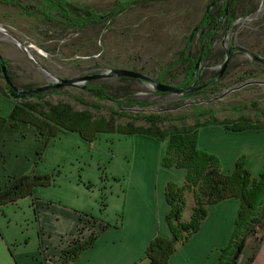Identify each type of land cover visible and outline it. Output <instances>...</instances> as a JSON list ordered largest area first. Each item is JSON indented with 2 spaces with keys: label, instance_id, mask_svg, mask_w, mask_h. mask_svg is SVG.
Masks as SVG:
<instances>
[{
  "label": "rangeland",
  "instance_id": "rangeland-1",
  "mask_svg": "<svg viewBox=\"0 0 264 264\" xmlns=\"http://www.w3.org/2000/svg\"><path fill=\"white\" fill-rule=\"evenodd\" d=\"M19 1L39 6L38 0ZM213 2L216 5H210ZM73 3L77 7L105 12L115 1L74 0ZM207 6L211 7V15L218 18L220 10L224 8V0H144L129 5L111 19L77 28L49 21L39 13L26 15L18 5L0 3V51L9 57L5 56V59L12 61V64L16 62L18 53L29 66L43 71L49 82L53 78L110 75L114 69H128L155 80L159 76L162 79L159 82L175 86L182 80L183 70L188 64L185 61L178 63L188 36H192V40L186 56L195 61L198 55L200 30L195 35L192 32ZM225 8H228L225 11L228 13L227 19L232 22L226 26V19L222 21V28L212 41L209 56L197 60L195 64L199 73L197 83L210 78L216 80L202 90H191L188 94L160 92L146 80L107 76L59 87L47 99L51 102H69L77 110L87 109L93 117L121 113L115 115L117 124L132 121L135 125L147 126L142 117L149 114L162 118L159 124L162 128L190 126L195 119L201 122L208 120L209 114L217 120L237 119L242 115L252 122H264V0H231L230 3L227 1ZM10 48L13 52H9ZM228 50L231 51L229 57ZM2 76L0 74V83L5 82ZM85 85L108 86L109 94L130 105L99 99L85 91ZM26 133L20 144L24 150L21 159L15 158L12 152L7 155L6 164H0V171L4 167L10 175L51 172L55 173V182L48 187H36L34 194L39 199H34V203L26 197L0 207V264H24V255H28L30 260L39 259L36 253L30 254L36 251L37 243L42 240L41 234L37 233L39 221L48 230V242L55 237L57 225L64 221L60 219L54 225L49 212L45 214L46 207H49L45 202L66 208L75 205L94 212L97 207L106 206L105 199L108 197L109 201L106 202L113 210L119 208V200L109 192H113V186L122 191L126 188L125 175L114 174L119 168L116 159L111 158L112 152L115 154L121 145L126 149L125 143L118 141L121 134L99 132L92 140H96L98 148L89 147L88 142L77 143L68 136L45 148L43 145L39 147L31 131ZM89 153L102 162L108 161L102 163L103 178L98 186L95 185L99 193L93 189L85 192L80 185L76 187L68 182L74 175L75 164L72 160L80 154L83 158L87 157L82 175L96 183V170L94 163L88 160ZM57 170H60V176H57ZM10 177L4 179V183ZM31 204L33 206L30 207ZM34 207L36 212L41 213L37 224L32 216ZM110 216L104 219L109 221L113 217ZM84 217L89 222L96 218L92 213H86ZM81 226L84 228L87 225ZM80 232L79 226L72 238ZM261 233L259 231L256 237ZM254 238L247 239L242 258L251 253Z\"/></svg>",
  "mask_w": 264,
  "mask_h": 264
},
{
  "label": "trees",
  "instance_id": "trees-1",
  "mask_svg": "<svg viewBox=\"0 0 264 264\" xmlns=\"http://www.w3.org/2000/svg\"><path fill=\"white\" fill-rule=\"evenodd\" d=\"M39 6L22 4L18 0H0V3L20 6L26 15L39 13L49 21H57L63 25L83 28L92 24L101 23L121 13L126 7L133 3L144 0H113L115 4L105 12H99L89 7H77L74 0H38ZM165 1V0H149ZM224 8L220 10L217 18L211 15L210 6L195 26L193 35L200 30V47L195 61L186 53L191 45L192 36H188L184 49L178 58V63L188 62L184 68L182 80L175 86L186 89L193 88L198 82L199 73L195 68L197 60L209 56L212 41L218 36L222 28V21L226 19V26L232 20L227 19L228 13ZM210 5H216L215 2ZM210 7V8H209ZM82 13H74L72 10ZM3 61L0 59V62ZM0 74H2L0 68ZM164 76V75H163ZM3 77V76H2ZM9 82L5 87L0 86V92L15 103L8 118L0 115V135L10 119L11 127L18 122L33 125L40 135L47 134V140L57 134L58 131L77 132L86 141H92L99 132H111L118 134H145L161 142H165L164 155L161 165L167 168L173 167L186 170L185 181L181 185L169 181L164 188L165 199L169 204V212L165 221L169 228V236L155 235L149 242L145 252L147 264H170L169 256L176 247L185 242L190 235L196 232L201 221L207 215V206L215 204L227 198H236L240 201L234 230L226 243L220 250L218 264H237L239 257L243 254L247 239L254 238L251 253L245 258L244 264H251L262 242V235L256 237L259 231L264 230V171L258 178H252L245 166V155L241 154L235 161L234 168L230 173H224L221 169V161L218 155L198 146V132L201 127L208 125L221 126L225 130L241 131L245 129L264 128V122L258 120L252 122L240 115L237 119L217 120L209 114L208 120L203 122L195 119L194 124L180 128H162V118L153 114L142 117L148 125H135L132 121L117 124L115 115L121 113L113 112L108 117H93L87 109L77 110L69 102H51L46 97L60 88L42 91L34 94H23L16 91L19 88L12 82L10 74ZM126 78V77H122ZM157 81H162L159 76ZM215 78L203 81L201 84L209 86L215 82ZM85 91L95 95L99 99H109L119 105L130 103L121 102L114 95L109 94L108 86L95 85L83 86ZM19 89H29L23 87ZM189 92H186L188 94ZM36 99L37 101H34ZM138 104V102H135ZM199 115H202L201 113ZM40 158V156H39ZM38 158V159H39ZM52 173H23L11 176L3 187H0V206L14 203L19 199L31 196L35 187H47L53 182ZM188 211V218L183 219V212ZM98 238V234L91 233L84 240H74L63 251L60 264H70L79 255L89 248ZM183 264V263H182Z\"/></svg>",
  "mask_w": 264,
  "mask_h": 264
},
{
  "label": "crops",
  "instance_id": "crops-1",
  "mask_svg": "<svg viewBox=\"0 0 264 264\" xmlns=\"http://www.w3.org/2000/svg\"><path fill=\"white\" fill-rule=\"evenodd\" d=\"M9 52H13V50L10 48ZM5 56L8 57L0 51V59L6 62L7 72L17 87H28L30 89L49 82V78L43 71L33 65L29 66L27 60L19 57L18 53L15 58L16 62L13 64L12 61L6 60ZM5 84L6 82L0 83V86L4 88ZM33 100L37 101L36 99ZM14 103L15 101L12 98L0 92V115L8 118ZM10 122L11 120L7 119L0 135L1 165L6 164V157L12 152L15 158L20 157L21 159L24 150L20 144L28 131L32 132L33 138H36L37 143H39V147L43 145L46 148L55 143L56 140L68 136L77 143L88 142L89 147L98 148L96 146L98 144L95 143L96 140L86 141L77 132L71 131H58L55 136L50 137L47 143L44 144L47 140V134L40 135L38 130L29 123L18 122L17 125L11 127ZM118 141L119 143H125L126 151L123 149L124 146L121 145L115 154L111 151V158L116 159L117 168H119L114 174L116 176L125 175L126 188L122 191V189L113 186V192L111 190L109 194L112 196L113 193L116 199L119 200V208L110 210L109 203H107L109 201L108 197L105 199L106 206L104 208L97 207L94 212L75 205L66 208L64 205L60 207V205L53 202H45L49 206L46 207L45 214L49 212V218L51 216L54 225L60 219L64 222L57 225L58 230L54 234L55 237L51 242H48L50 239V235H47L48 230H45L42 222L39 221L40 226L37 225V233L41 234L42 240L37 243L36 251L30 253H36L39 259L30 260L28 255H24V264H60L62 251L74 240H84L91 233L98 234L96 241L70 264H147L148 260L145 258V252L148 242L157 234L164 237L169 236L165 216L170 207L165 199L164 188L169 181L177 185L183 184L186 170L162 166L161 158L164 155L165 142L157 141L151 136L140 133L134 135L121 134ZM198 146L218 155L224 173H230L233 170L235 161L241 154L245 155V166L252 178H258L259 174L264 171V128L230 131L216 125L204 126L199 129ZM88 157L89 162L94 163L93 167L97 175L96 183L82 175L87 157L83 158L80 154H78V158L75 157L72 160L75 164L73 166L74 175L73 179L68 180V182L73 183L76 187L80 185L85 192L93 189L99 193L97 186L103 178H101L102 173H104L101 171L104 168L102 163L108 161L102 162L101 159L94 157L91 153ZM11 174L19 175L18 173ZM60 174V170H57V176H60ZM12 175L7 174L6 169L2 167L0 187L5 185L4 179ZM54 182L55 178H53L52 184ZM34 189L32 195L27 196L30 200L32 199L33 203L34 199H39L34 194ZM97 198H99V194ZM31 206L33 205L31 204ZM239 208L240 201L236 198H227L208 205L207 215L201 221L198 230L176 247L175 251L169 256V263L218 264L220 250L226 245L234 230ZM86 213H92L96 218L89 222L85 220ZM119 213H121V216ZM109 215L113 217L110 216L111 219L106 221L104 218ZM32 216L35 224H37V219L41 217V213L40 211L36 212L34 207ZM183 217L188 218L187 210L183 212ZM81 225L87 226L82 228ZM79 226L81 232L75 238H72ZM46 235L47 240L44 241ZM261 235L262 242L251 264H264V230ZM248 255L244 258L241 255L237 264H244Z\"/></svg>",
  "mask_w": 264,
  "mask_h": 264
},
{
  "label": "water",
  "instance_id": "water-1",
  "mask_svg": "<svg viewBox=\"0 0 264 264\" xmlns=\"http://www.w3.org/2000/svg\"><path fill=\"white\" fill-rule=\"evenodd\" d=\"M227 5V2H226ZM1 28V27H0ZM231 54V51L228 50L227 57H229ZM225 65V64H224ZM0 68L4 77V80L6 83L9 82L8 78V72H7V66L4 64L3 61L0 62ZM107 76H121V77H127V78H135L139 80H146L149 81L155 88V90L160 91V92H174L178 94H183L184 92H189L191 90H196L199 87H194V88H178L172 84H166L162 83L159 81H156L155 79L150 78L149 76H146L140 72L134 71V70H128V69H114L110 75H87L84 77L80 78H53L52 82H49L47 84H43L41 86L33 87L30 89H19L15 88L16 91H19L20 93L23 94H34L42 91H47L67 85H74L81 83L82 81L86 79H91V78H98V77H107Z\"/></svg>",
  "mask_w": 264,
  "mask_h": 264
},
{
  "label": "flooded vegetation",
  "instance_id": "flooded-vegetation-1",
  "mask_svg": "<svg viewBox=\"0 0 264 264\" xmlns=\"http://www.w3.org/2000/svg\"><path fill=\"white\" fill-rule=\"evenodd\" d=\"M199 86H200V87H199ZM194 87H199V88H197L196 90H202V89L205 87V85H203V84H201V83L199 82V83L194 84Z\"/></svg>",
  "mask_w": 264,
  "mask_h": 264
}]
</instances>
